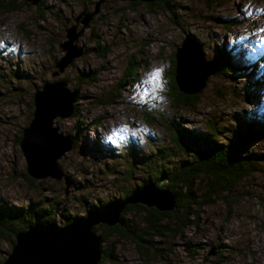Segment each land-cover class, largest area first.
I'll return each instance as SVG.
<instances>
[{"label": "rangeland", "instance_id": "1", "mask_svg": "<svg viewBox=\"0 0 264 264\" xmlns=\"http://www.w3.org/2000/svg\"><path fill=\"white\" fill-rule=\"evenodd\" d=\"M97 1L17 0V10H0V207L20 212L15 230L29 221L64 227L145 185L155 166L169 162L157 155L170 145L168 121L183 120L202 136L213 124L221 143L264 125V0H168L165 9L101 0L78 41L86 53L53 77L65 20L73 24ZM187 36L207 60L228 52L234 71L210 75L195 105L185 108L169 90L175 52ZM158 70L159 87L153 80ZM58 80L80 89L77 113L55 120L74 142L57 160L71 183L67 195L64 179H27L17 142L32 119L34 93ZM241 154L256 169L197 208L195 226L149 240L142 253L128 240L111 238L101 246L113 249L104 264H264V140L247 142ZM190 155L180 153L171 163ZM141 216L128 212L125 220L139 225ZM10 250L0 238V264Z\"/></svg>", "mask_w": 264, "mask_h": 264}, {"label": "water", "instance_id": "2", "mask_svg": "<svg viewBox=\"0 0 264 264\" xmlns=\"http://www.w3.org/2000/svg\"><path fill=\"white\" fill-rule=\"evenodd\" d=\"M37 4L40 0H27ZM154 2L160 0H128ZM101 0L92 11H81L70 25L66 19L65 40L59 44L63 55L55 62L52 76L59 75L67 66L86 53L78 43L85 29L100 12ZM176 82L184 93H198L210 75L218 71V63L207 60L199 45L190 36L184 38L176 49ZM183 68L186 69L185 75ZM80 89H69L64 80L47 82L33 95L34 110L28 126L23 129L20 149L26 163L27 175L33 180L50 178L65 183V195L71 186L57 165V160L73 147V139L59 132L57 118L73 115ZM173 196L164 180L136 188L125 199L92 210L58 227L54 224L34 223L15 235V244L2 264H99L102 256L101 243L94 228L103 225L114 227L128 206L140 205L172 212L176 208ZM215 254L214 250L211 252Z\"/></svg>", "mask_w": 264, "mask_h": 264}, {"label": "trees", "instance_id": "3", "mask_svg": "<svg viewBox=\"0 0 264 264\" xmlns=\"http://www.w3.org/2000/svg\"><path fill=\"white\" fill-rule=\"evenodd\" d=\"M16 1L0 0V10L8 12L17 10L20 7V3ZM167 1L132 2L137 4L147 3V5L155 3L165 9ZM226 55V57L219 56L215 61L218 63L219 72L224 74L234 71L231 63H227L229 62V53L227 52ZM173 63H175V67H172L173 72L169 94L174 99L176 105L185 108L192 107L197 102L199 92L192 94L184 93L179 89L176 82V58L173 60ZM76 113L77 107H75L73 114L75 115ZM166 125L170 134V145L161 148L157 155L161 157L162 161L169 160V162L161 163L159 166L157 165L158 167L155 166L145 185L164 180L169 192L175 196V210L172 212H160L157 209H148L140 205L128 206L120 215L118 225L114 227L100 225L94 228L95 233L97 229H101V233L98 235L101 246L111 238L128 240L136 246L138 252L142 253L143 250L149 251L148 247L144 246L145 243L150 245L149 240L162 237L171 232L174 235H182L189 226H195L194 211L197 208L200 209L202 206L208 205V203L218 197L220 191L231 190L235 184L245 178V175L249 174L250 169H256L255 161L249 157H242L241 151L245 144L251 140H264V125L260 126L257 131H252L251 127H249L248 133L241 134L226 143L218 141L217 132L212 127L213 124L208 127V133L205 136L189 129L183 123V120L180 119L176 120V122L174 120L168 121ZM21 138L22 135L17 140L19 144ZM188 152H191V155L183 161L171 163V160L180 153L186 154ZM248 166L249 169L247 168ZM27 179L30 180V177ZM142 186H138L137 188ZM200 188L203 189L204 194H200V190H198ZM132 191L126 192L120 199L113 200L111 203L125 199ZM101 207H94L93 210ZM128 212L142 215L139 225L125 220V215ZM16 220H20V212L13 214L6 210V208L0 207V238L7 240L11 249L15 244V235L20 231H25L31 224L36 223L29 221L26 224L19 225L20 228L15 230L12 226ZM10 230H12L11 234L14 237L12 240H10ZM112 258V248L110 251L106 249L102 250L99 264L111 262Z\"/></svg>", "mask_w": 264, "mask_h": 264}, {"label": "snow or ice", "instance_id": "4", "mask_svg": "<svg viewBox=\"0 0 264 264\" xmlns=\"http://www.w3.org/2000/svg\"><path fill=\"white\" fill-rule=\"evenodd\" d=\"M158 78H159V70L153 76V80L156 81L157 87H159Z\"/></svg>", "mask_w": 264, "mask_h": 264}, {"label": "bare ground", "instance_id": "5", "mask_svg": "<svg viewBox=\"0 0 264 264\" xmlns=\"http://www.w3.org/2000/svg\"><path fill=\"white\" fill-rule=\"evenodd\" d=\"M183 70H184L185 74H187L188 71L186 72V69L185 68H183Z\"/></svg>", "mask_w": 264, "mask_h": 264}, {"label": "flooded vegetation", "instance_id": "6", "mask_svg": "<svg viewBox=\"0 0 264 264\" xmlns=\"http://www.w3.org/2000/svg\"><path fill=\"white\" fill-rule=\"evenodd\" d=\"M86 11H89V9H85ZM94 20V19H93Z\"/></svg>", "mask_w": 264, "mask_h": 264}]
</instances>
